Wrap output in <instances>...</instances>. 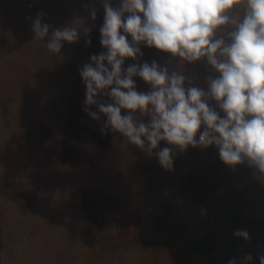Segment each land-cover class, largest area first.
Instances as JSON below:
<instances>
[{
	"label": "rangeland",
	"instance_id": "1",
	"mask_svg": "<svg viewBox=\"0 0 264 264\" xmlns=\"http://www.w3.org/2000/svg\"><path fill=\"white\" fill-rule=\"evenodd\" d=\"M17 1L0 12V264H241L248 253L260 264L264 183L252 170L229 168L215 147H189L169 172L118 133L102 134L106 118L83 110L78 68L104 49L47 65L28 19L36 14ZM142 51L141 62L169 58Z\"/></svg>",
	"mask_w": 264,
	"mask_h": 264
},
{
	"label": "clouds",
	"instance_id": "2",
	"mask_svg": "<svg viewBox=\"0 0 264 264\" xmlns=\"http://www.w3.org/2000/svg\"><path fill=\"white\" fill-rule=\"evenodd\" d=\"M100 3L104 51L91 55L78 72L86 87L83 110L93 121L106 118L102 134L118 133L125 145L155 157L169 172L177 153L215 147L226 166L245 165L264 183V0ZM83 8L86 18L61 27L43 22L44 12L29 17L33 41L57 56L64 43H76L81 35L91 46L87 21L97 19L98 9ZM142 46L169 58L164 64L141 62ZM126 60L135 63L125 68ZM137 77L148 91L137 90ZM162 142L167 146L161 148ZM233 235L251 239L245 229ZM257 258L264 264V253ZM239 259L251 264L253 255Z\"/></svg>",
	"mask_w": 264,
	"mask_h": 264
},
{
	"label": "trees",
	"instance_id": "3",
	"mask_svg": "<svg viewBox=\"0 0 264 264\" xmlns=\"http://www.w3.org/2000/svg\"><path fill=\"white\" fill-rule=\"evenodd\" d=\"M11 1H12L11 10L20 9L21 4H19L17 0H10V2ZM117 3H118V0H113V6H116ZM26 4H28L29 6ZM57 4H59V10H57L56 8ZM4 5L5 3H3V0H0V12L2 10L1 6H4ZM83 5L94 6L98 9L97 19L94 22L91 20L87 21V26L91 27L92 29L90 33L91 46H86L85 37L81 35L79 41L76 43H73V44L64 43L63 48L64 49L67 48V51H64L62 48L61 54L57 56V55H54L48 52V50L45 47L41 46V42H40L39 46L42 52L45 54L44 59L48 61L47 65L49 64L51 65L52 61L54 60L61 61L63 59L65 60L64 62H66L68 59H71L75 64H78V62H80V57L78 55L79 51L84 49L85 51L94 53V52H97L103 49V47L100 44L99 28L103 24L104 11H103V8L101 7L100 0H27V2L24 5H22V8L25 9V12L27 11L31 12L32 16H34V14L37 15V13L39 12H44L46 14L45 15L46 23L52 25L53 27H55L53 24V21L62 23L61 26H63L66 23L72 22L77 17L86 18L88 16V12L84 10ZM9 9H10V6L8 7V10L6 11L8 12ZM6 20H9L8 15H7ZM0 39L4 45H7L5 34L0 35ZM129 39L131 38L129 37ZM41 55L42 57H40V53H37L36 55H34L35 64H37L40 61V59L43 58V54ZM42 77L40 78L41 80H42ZM31 88L33 87L31 86ZM54 92L48 91V93H53V94ZM201 250L202 248L194 249L195 252H202Z\"/></svg>",
	"mask_w": 264,
	"mask_h": 264
}]
</instances>
